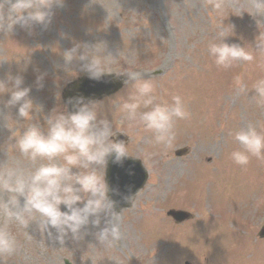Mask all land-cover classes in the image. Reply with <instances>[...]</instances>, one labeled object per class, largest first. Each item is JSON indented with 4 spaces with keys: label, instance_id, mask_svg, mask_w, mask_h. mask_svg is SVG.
<instances>
[{
    "label": "rangeland",
    "instance_id": "rangeland-1",
    "mask_svg": "<svg viewBox=\"0 0 264 264\" xmlns=\"http://www.w3.org/2000/svg\"><path fill=\"white\" fill-rule=\"evenodd\" d=\"M206 4L63 0L51 10L46 26L27 30L17 24L10 33L0 31V80L7 73L22 76V86L31 88L29 95L44 114L64 110L61 90L86 76L79 70L80 61L65 69L63 53L75 44L103 43L105 55H111L106 66L128 80V86L124 83L118 93L97 102L117 134L127 135L132 158L141 149L153 153L151 160L140 159L148 174L145 187L129 210L113 216L120 239L111 247L97 245L94 233L99 228L91 225L83 239H66L61 247L49 240L38 215L25 228L0 209V228L7 226L19 242L14 254L0 257L4 264H264V239L257 238L264 223V161L252 157L246 167L233 163L229 154L238 145L228 135L249 123L264 130V107L257 105L251 90L255 80L264 78V51L256 45L264 41V15H256L252 0H226L229 15L223 23L232 34L226 42L248 46L255 60L221 69L207 54L218 20ZM137 74L153 81L162 100L171 102L178 94L186 102L190 118L176 122V140L166 151L152 142L151 131L129 129L122 120L121 97L132 91ZM238 75L249 88L246 95L234 87ZM38 76L43 77L39 87ZM8 99V93L0 94V173L11 167L31 172L47 161L33 162L4 147L9 136L29 123L15 120L16 108L4 106ZM41 117L37 110L33 120L43 126ZM181 148L188 149L187 155L175 158L173 153ZM12 197L0 189V204ZM22 209L20 198L14 210ZM169 210L188 212L192 218L174 225L165 216Z\"/></svg>",
    "mask_w": 264,
    "mask_h": 264
},
{
    "label": "clouds",
    "instance_id": "clouds-1",
    "mask_svg": "<svg viewBox=\"0 0 264 264\" xmlns=\"http://www.w3.org/2000/svg\"><path fill=\"white\" fill-rule=\"evenodd\" d=\"M252 4L256 15H264V0H252ZM62 5L63 0H0V31L10 33L17 24L27 30L33 25L46 26L53 7ZM206 7L218 20L217 34L207 43V54L215 66L229 69L237 62H253L255 56L248 46L226 42L232 35L223 23L229 15L226 0H207ZM256 45L264 51V41ZM63 54H66L63 55L65 69H72L73 60L80 61L79 70L90 80L99 82L106 74H116L105 64L111 55H105L103 43L75 44ZM42 79V76L37 77L38 87L42 86ZM23 83L22 76L10 73L0 80V94H9L4 106L9 110L16 108L18 123L29 122L16 130V136H9L10 142L4 147L18 151L33 162L47 163H40L31 172L11 167L0 173V189L13 194L12 199L0 204V209L7 219L25 228L38 215L49 240L61 247L66 239H83L89 225L99 228L94 233L97 245L111 247L120 239V228L113 223L115 201L109 197V192L118 194V189H110L106 168L109 158L117 166H123L126 159L132 158L128 142L113 139L118 132L112 120L105 116L101 102L70 97L67 103L73 110L52 109L44 114L43 106L30 97L31 88L23 87ZM234 87L240 94L249 92L239 75L234 78ZM131 88L126 97H121L122 120L128 122L129 129L151 131L154 144L165 151L170 149L176 140V122L190 118L184 98L177 94L171 97V102L162 100L155 94L153 81L143 78L142 74L136 75ZM251 90L257 105L264 107V78L255 80ZM37 110L42 114L43 126L33 120ZM228 135L238 145L229 154L233 163L246 167L252 157L264 161V130L249 123L246 127L229 130ZM152 156L153 153L144 149L137 153L139 160L148 161ZM58 160L62 163H57ZM20 198H23V209L15 211ZM62 205L64 210H61ZM102 219L104 226L99 227ZM25 235L31 238L30 234ZM18 246V240L7 226L0 228V257L14 254ZM0 264H4L3 259Z\"/></svg>",
    "mask_w": 264,
    "mask_h": 264
},
{
    "label": "water",
    "instance_id": "water-1",
    "mask_svg": "<svg viewBox=\"0 0 264 264\" xmlns=\"http://www.w3.org/2000/svg\"><path fill=\"white\" fill-rule=\"evenodd\" d=\"M95 84H94V83ZM89 87V89H84ZM74 89L71 95H65L64 101L67 103L70 97H82L80 93H84V96H90V99L99 98L101 95H111L115 93L121 86V83H114L112 78H102L101 81L93 80H79L78 83H75ZM68 108L72 110V105L68 104ZM111 158L107 165L106 179L108 180V185L110 189H118V194H113L109 192V197L115 201L114 211L120 212L122 209L128 208L130 206V199L142 187L146 176L144 171L141 169L138 162H133L135 165L133 167H128L127 170L129 173H124V170L118 168L117 165L110 163ZM127 166V165H126ZM119 178V180L117 179ZM128 181V184H127ZM127 184V185H126ZM168 215L172 216L177 221L184 219L186 216L182 213H173L170 212Z\"/></svg>",
    "mask_w": 264,
    "mask_h": 264
}]
</instances>
